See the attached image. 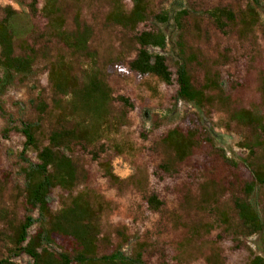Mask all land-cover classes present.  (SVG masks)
<instances>
[{
	"label": "rangeland",
	"instance_id": "rangeland-1",
	"mask_svg": "<svg viewBox=\"0 0 264 264\" xmlns=\"http://www.w3.org/2000/svg\"><path fill=\"white\" fill-rule=\"evenodd\" d=\"M123 1L127 10L133 9V0ZM147 1L148 17L137 32L162 29L167 34L165 50H150L166 56L173 74L169 85L155 77L140 78L130 70L128 63L136 53L135 33L107 22L110 11L107 3L61 0L69 30L75 28L77 15L92 26L91 48L98 54L100 68L114 97L129 99L134 106L119 129L96 147H72L70 155L78 168L89 173V180L81 182L75 193L88 188L102 202L110 203L105 216L108 231L123 229L128 236L137 237L144 244L146 264H252L256 258L264 261V234L249 235L243 231L234 212V199L244 196L245 185L261 171L262 181H258L252 199L264 223V134L258 132L260 146L251 155L243 143L252 141L256 133L231 119L232 113L241 110L257 111L264 118V0L258 6L256 24L248 30L241 21V13L249 4L255 5L253 0ZM31 2L0 0V21L5 18L6 7L28 16L21 21L23 30L16 53H22L30 30L43 34L50 49L48 55L40 56L35 75L28 79L19 76L7 79L0 70V173L4 174L0 177L4 181L0 208H8L19 216L24 214L23 171L38 162V152L26 149L21 131L29 123L37 124L38 145L42 148L48 145L50 131L56 126L51 116L55 96L49 60L64 57L76 73L81 63L49 36L48 22L42 15L46 0H38L40 12L34 17L29 12ZM217 7H230L237 15L236 23L224 32L208 16V11ZM166 10L172 15L181 10L191 13L184 33L176 31L173 21L166 26L156 20ZM184 59L189 61L188 69L197 87L213 83L214 103L206 110L207 115L177 99V70ZM117 60L121 62V70L112 73L110 64ZM40 102L49 107L44 116L37 109ZM111 111L118 117L125 110L117 100ZM196 116H201L209 128L215 149H196L186 161L179 162L162 140L176 128L187 129L195 124ZM109 156L114 172L124 181L120 187L112 185L104 175L102 163ZM164 163L171 165L170 173L160 168ZM68 194L61 189L54 191L53 211L61 209ZM151 195L164 203L160 212L149 207ZM222 212L227 215H220ZM4 227L0 221V230ZM112 240L114 245L118 243L116 235ZM105 251L102 245L101 253ZM7 255L0 243V256ZM14 261L33 264L26 255Z\"/></svg>",
	"mask_w": 264,
	"mask_h": 264
},
{
	"label": "trees",
	"instance_id": "trees-1",
	"mask_svg": "<svg viewBox=\"0 0 264 264\" xmlns=\"http://www.w3.org/2000/svg\"><path fill=\"white\" fill-rule=\"evenodd\" d=\"M96 1L108 4L110 11L107 22L135 33L136 53L128 63L130 70L140 78L155 77L164 84H171L173 74L166 56L154 54L150 50H165L168 45L167 34L162 29L137 32L138 26L148 17V1L133 0L134 6L130 11L123 0ZM260 1L253 0L255 5L249 4L247 10L241 13L245 30L256 24ZM29 12L33 17L39 14L38 0H32ZM4 13L5 18L0 21V70L7 79L16 76L28 79L35 75L40 56L48 55L50 49L46 46L43 34L38 35L30 30L22 53H16L20 30H23L21 21L28 16L13 7H6ZM42 15L48 22L49 36L61 43L71 58L80 60V70L76 73L64 57L49 60L50 83L55 96V109L51 116L56 126L50 131L48 145L42 148L38 145L37 124L29 123L21 131L26 138V149L32 148L38 152V162L29 164L23 171L24 214L19 216L8 208H0V221L5 225L0 230V243L8 253L7 256H0V264H18L14 259L21 255L28 256L33 264H146L144 244L137 237L128 236L123 229L108 231L105 216L111 204L102 202L97 193L88 188L75 193L81 182L89 180V173L80 170L70 155L73 146L85 149L96 147L113 130L119 129L121 121L127 118L134 106L129 99L115 98L112 88L107 84L98 54L91 48L94 35L92 26L83 23L80 15H77L74 19L75 28L69 30L61 0H46ZM190 16L188 10L178 11L176 15L166 10L157 15L156 20L166 26L173 21L176 31L182 34ZM208 16L223 32L237 20L236 13L230 7L214 8L208 11ZM39 44L43 47L39 48ZM120 63V60L112 62L110 72L120 71ZM188 63L184 59L178 65L177 99L194 105L207 115L206 110L214 103L212 91L215 88L212 82L197 87ZM117 100L123 104L125 111L115 117L111 110ZM37 109L44 116L49 107L47 103L40 102ZM196 117L195 124L187 129L176 128L162 140L165 148L179 162L186 161L196 149H215L209 128L201 116ZM231 119L256 133L252 141L243 143L244 148L253 155L260 146L258 132L264 134V118L257 111L241 110L232 113ZM94 156L98 158L96 152ZM102 168L112 185L120 187L123 184L124 181L114 172L111 156L103 161ZM160 168L166 173L171 172L169 163L162 164ZM2 176L4 174L0 173ZM254 176L255 179L245 185L244 196L234 199V212L240 228L249 235L264 234V223L252 199L258 181H262V172ZM2 182L0 180V200L4 196ZM56 189L67 191L69 196L61 209L53 211L52 195ZM148 205L156 212L164 207L156 195L148 198ZM220 215L227 214L222 212ZM113 235L118 238L115 245ZM102 245L106 247L105 253H101ZM252 264H264V261L256 258Z\"/></svg>",
	"mask_w": 264,
	"mask_h": 264
}]
</instances>
